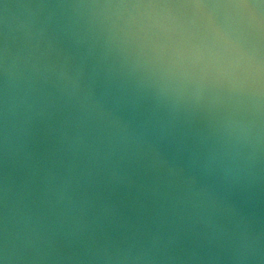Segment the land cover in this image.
Masks as SVG:
<instances>
[{
	"label": "water",
	"instance_id": "obj_1",
	"mask_svg": "<svg viewBox=\"0 0 264 264\" xmlns=\"http://www.w3.org/2000/svg\"><path fill=\"white\" fill-rule=\"evenodd\" d=\"M0 264H264V0H0Z\"/></svg>",
	"mask_w": 264,
	"mask_h": 264
}]
</instances>
